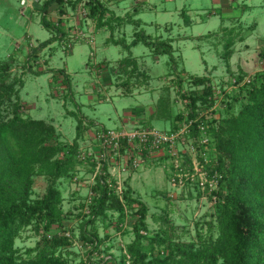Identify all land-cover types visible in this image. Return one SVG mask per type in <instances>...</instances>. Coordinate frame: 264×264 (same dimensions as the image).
<instances>
[{"label":"rangeland","instance_id":"rangeland-1","mask_svg":"<svg viewBox=\"0 0 264 264\" xmlns=\"http://www.w3.org/2000/svg\"><path fill=\"white\" fill-rule=\"evenodd\" d=\"M43 1L32 8L22 5L21 0H0V60H11V79L24 82L20 87L22 113L53 122L64 147L72 146L74 142L79 112L87 120L93 118L95 124L87 127L79 141L77 153L82 152L85 156H78L76 170L60 180L65 228L62 230L53 225L49 231L41 228L37 232L33 224L28 226L15 241L19 262L32 259L30 250L37 246L41 234L47 232L49 235L64 233L72 240V244L60 252L70 264H112L111 257L119 262L122 256H126L127 264H130L127 247L135 239L134 222L139 202L147 206L149 214L150 234L141 230L143 235H155L164 230L170 232L172 226L175 236H180L187 244L193 241L197 248L203 247L210 237L217 238L216 205L220 199L216 192L221 191V175L215 169L219 151L213 130L223 117L238 113L246 101V86L233 87L231 80L244 73L254 76L264 70L263 0H106L119 15L132 11L137 2L143 3L138 18L143 20L146 32L155 37L173 38L175 56L186 70L184 81L175 76L171 78L168 76L169 56H156L140 43L131 51L138 57L140 69L148 72L151 78L149 83H144L143 77L133 76L132 82L144 85L136 87L131 94L122 84L128 80V75L119 76L117 72L99 67L105 61L116 65L119 59L130 54L129 51L108 43L110 30L98 28L82 10L79 14L80 11L69 9L70 36L53 41L38 52L28 66V54L53 35L40 20L39 6ZM56 7L54 4L49 13L54 20L59 16ZM79 26L86 37H76L74 31ZM123 26L116 36L131 41L136 28L130 24ZM40 70L48 72L34 73ZM61 70L70 77V89L62 82ZM192 74L209 76L212 81L208 89L193 85ZM165 85L171 87L174 111L185 117L190 112V96L194 92L196 110H200L204 125L200 131L194 130L191 121L185 120L173 131L184 129L173 150L153 154L136 169L121 170L122 189L112 188L125 207L124 218L119 217L120 212L108 210L107 217L97 219L93 231L98 233L100 243L96 249L81 237L80 228L81 223L91 217L100 176L96 135L102 129H121L133 122L139 125L136 128H141V118L146 119L155 109ZM10 108H2L5 116V110ZM135 108H143L144 113L137 116L133 112ZM152 124L154 126L146 128L166 132L172 128L166 120H154ZM118 165L117 162L109 164L111 174L116 175L112 177L109 173L107 181L111 180L115 185ZM173 178H176V184ZM47 186L45 175H34L30 200L42 198ZM129 188L133 200H139L132 202V206L127 204ZM165 247L164 244L159 248Z\"/></svg>","mask_w":264,"mask_h":264},{"label":"trees","instance_id":"trees-1","mask_svg":"<svg viewBox=\"0 0 264 264\" xmlns=\"http://www.w3.org/2000/svg\"><path fill=\"white\" fill-rule=\"evenodd\" d=\"M54 4L59 13L56 20L49 14ZM141 5L143 3L139 1L132 11L119 15L114 13L106 0H44L39 6L40 20L53 35L28 54V66L30 67V60L53 41L70 36L71 27L67 20L69 9H84L86 17L95 21L98 28L106 27L110 30L108 43L129 51L130 54L119 59L116 65L105 61L99 66L108 72H117L119 76L128 75V80L122 84L129 94L133 93L136 87L149 83L151 78L148 72L140 69L139 59L131 51L140 43L156 56L168 55V76H175L182 81L185 79L186 70L181 67L179 58L175 56L174 39L155 37L146 32L143 20L138 18L143 11ZM124 24L136 28L131 41L116 36V32L123 28ZM11 69V60H0V264H70L60 253L62 248L72 244V240L64 233H42L37 246L30 250L32 259L28 262H19L14 245L17 236L32 224L37 232L41 228L49 231L53 225H58L62 230L65 228L66 214L62 208L60 180L76 170L79 141L87 127L94 126L95 121L93 118L87 120L80 112L79 115L71 112L77 115L76 136L72 146L64 147L59 141L60 132L53 122L22 113L20 87L24 82L17 78L11 79ZM45 72L48 71L40 70L34 73ZM61 72L64 76L63 84L70 89V77L64 74V70ZM136 75L145 80L139 86L131 80ZM247 76L244 73L242 77L236 78L237 85L246 86V101L238 113L223 117L221 123L213 130L219 151L215 169L221 175V191L216 192L220 199L216 205L218 237H210L203 247L197 248L193 241L187 244L180 240V236H175L171 231L172 226L170 232L165 233L164 230L155 235L141 234V230L150 234L148 208L139 200H133L129 188L127 204L132 206V202H139L137 219L134 222L135 239L127 247L130 264H264V70L258 71L249 83L245 82ZM190 80L193 85L204 89H208L212 81L207 75L193 74L190 75ZM190 100L191 108L187 117L181 112L176 113L171 87L165 85L155 109L146 119L141 118V128L154 126V120H166L172 126L169 132H173L188 120L194 130L200 131L204 119L200 116V110H196L194 92ZM3 107H11L5 110L6 116L3 114ZM143 110L135 108L133 112L138 116ZM37 174L45 175L48 186L42 198L31 201L32 177ZM108 174L109 166L105 164L97 179L91 217L80 225L81 237L96 249L100 243L98 233L93 231L96 229L97 219L107 217L108 210L120 212V218H124L125 214L123 203L107 181ZM167 222L170 228V223L168 220ZM164 244L166 247L160 249ZM110 261L112 264H127L126 256H122L119 262L114 257H111Z\"/></svg>","mask_w":264,"mask_h":264},{"label":"built area","instance_id":"built-area-1","mask_svg":"<svg viewBox=\"0 0 264 264\" xmlns=\"http://www.w3.org/2000/svg\"><path fill=\"white\" fill-rule=\"evenodd\" d=\"M42 0H21L22 5H29L34 8L37 4L41 3ZM80 11V10H79ZM84 13L86 11L82 10ZM79 14H81V12ZM82 12V13H83ZM74 32L77 33L76 37H86L84 30L81 26ZM73 32V33H74ZM264 69V68H263ZM252 75H248L245 82H250ZM233 87L237 85L236 78H233ZM184 129L177 132H166L157 128H130L124 126L121 129H102L98 131L96 140L99 143L98 152V172L101 174L105 164H111L112 162L120 163L118 165V179L116 178V185L109 180L110 186H116L117 189H122L120 182L121 170L136 169L138 168L146 158L153 156V154L161 152L163 150H173L179 139L181 138ZM92 153L88 154L91 155ZM78 156H85L82 152L78 153ZM109 173L111 170L109 168ZM114 173V172H113ZM111 174L113 175L116 174ZM173 183L176 184V178L172 179ZM181 182V180H180Z\"/></svg>","mask_w":264,"mask_h":264},{"label":"crops","instance_id":"crops-1","mask_svg":"<svg viewBox=\"0 0 264 264\" xmlns=\"http://www.w3.org/2000/svg\"><path fill=\"white\" fill-rule=\"evenodd\" d=\"M176 49V48H175ZM175 54H176V52H175ZM143 108H145V107H143ZM134 110V109H133ZM142 113H144V111H142ZM133 122V121H132ZM130 128H136V127H139V125H136V124H134V122H133V125H131V126H129Z\"/></svg>","mask_w":264,"mask_h":264}]
</instances>
